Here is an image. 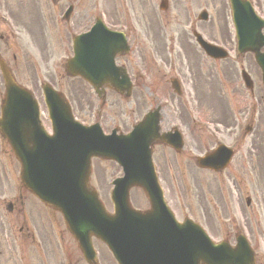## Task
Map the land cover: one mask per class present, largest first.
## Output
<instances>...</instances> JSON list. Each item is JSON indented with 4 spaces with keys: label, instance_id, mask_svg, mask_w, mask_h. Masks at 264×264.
Returning a JSON list of instances; mask_svg holds the SVG:
<instances>
[{
    "label": "flooded vegetation",
    "instance_id": "flooded-vegetation-1",
    "mask_svg": "<svg viewBox=\"0 0 264 264\" xmlns=\"http://www.w3.org/2000/svg\"><path fill=\"white\" fill-rule=\"evenodd\" d=\"M63 1L65 5L71 7V13L64 21L63 28L67 45L66 61L73 56L74 37L89 33L96 21L102 22L104 26L99 25L95 32L88 35L86 39L87 42L93 43L92 45L87 44L85 47V53L90 58H94L93 55L99 48L97 44L99 40L102 43H110L102 30L104 27L113 32L122 31L124 34V37H116L114 41H111L113 47L108 46L105 49L104 53L111 55L110 57H96L98 61H110L112 58L115 65L123 70V73L129 79V93L133 97L130 104L134 107L127 111L128 116L126 118L112 119L122 127H127L129 123L132 126L134 123V119L130 114L137 108V95H148L147 103L149 107L162 112L163 98H160L158 93H165L169 96L170 106L165 107L164 115L181 116L180 120L184 118L183 104L186 100H183V98L194 101L198 109L200 107L199 103L204 104V110L211 109L215 101L213 87H216V84L218 85V69L224 78L233 83L234 94L242 96L244 94L243 90H246V93L251 96L255 92L256 95H260L257 88L251 91L247 90L232 64L218 65L217 60L202 57L197 52L196 41L193 37L197 30L202 31L204 35L207 34L208 37L217 42L219 40L212 30H209L208 27L205 28L207 24H201L198 18H192L190 31L183 29L182 24L179 22L181 8L172 7L174 2L181 5L180 0H165L164 5L166 8L162 13L167 17V21L163 26H160L157 20L153 18L152 0ZM61 2L62 0H48L43 8V1L41 0H0V10L5 12L16 27H19L18 22H20L23 30H29L33 35L31 42L39 45L42 44V40H45V35L48 32L45 11L51 10ZM119 3L123 4L122 8L116 6ZM36 24H40L42 28L35 30ZM224 27L225 34L221 36L220 42L222 46L233 47L234 42L230 37L231 25L225 24ZM167 42H171V44H167ZM8 46L9 38L6 36L0 22V52L2 50L6 52ZM237 58L244 59L243 56ZM68 77L70 79H80L78 77ZM81 90L92 92L91 87L88 90ZM98 90L103 96L122 97L125 93H120L108 84L100 86ZM171 96L176 97V106L172 103ZM257 100L258 102L261 101L259 97ZM101 121L108 123L110 119L102 118ZM207 123L213 124L216 122L211 120ZM241 167L243 168V165ZM198 188L201 191L199 184ZM27 200L26 197H20L19 203L24 205ZM7 208L11 211L15 209L14 204L11 202L7 203ZM23 227L28 230L27 226L23 225ZM259 264H263V261L260 260Z\"/></svg>",
    "mask_w": 264,
    "mask_h": 264
},
{
    "label": "rangeland",
    "instance_id": "rangeland-1",
    "mask_svg": "<svg viewBox=\"0 0 264 264\" xmlns=\"http://www.w3.org/2000/svg\"><path fill=\"white\" fill-rule=\"evenodd\" d=\"M226 0H188L187 3V9L185 7H182V11L184 14L193 15L195 12L197 13L198 9H201L203 7H206L211 11L212 17L214 19V22L217 23V28L219 29L218 32H221L223 35L225 34V29L222 26V21L220 23V15H218L219 12L223 9L225 6ZM261 0H257L258 4H260ZM263 3V0H262ZM45 2H43L44 7ZM172 7H180V5H177L175 2L173 3ZM225 14L228 17V10L227 7H225ZM47 18V25L51 28L49 39L50 43L48 42V38L45 35V40H42V49L38 46H31L26 44L25 47L21 48V55L20 59L18 60V64L16 65L15 69L19 67V62L30 64L32 66V70H26V75L28 77L34 78L35 73L38 72L39 76L42 77L44 74H47L50 69H55L56 71L60 68H62L63 65V58H64V29L61 27L59 23H56L54 21H49V16L46 13ZM165 22L167 21V17L164 18ZM18 26L20 30L22 31V34H24L23 26L18 22ZM39 28H42L40 24L35 25V30H38ZM207 29V26H205ZM50 35H52L50 37ZM53 46H58L61 48H55L53 51ZM54 52V53H52ZM61 52V53H60ZM250 60V69L252 73H257L256 67L249 57ZM222 61V62H226ZM230 63V62H226ZM223 66V64H222ZM218 77H222V82L224 84V87H222L221 83L216 84V87H213V94H215V102H217V107L214 108V111H211V115L204 110L205 106L203 103H199L200 107L199 109L194 108V106H189L186 110V117L184 119L186 121L190 120L191 127L194 130V134L196 136V144L194 148L196 150H193V143L186 144L185 150L183 152V164L187 163V160L191 157V155L198 153V151H202L206 148L207 145L211 144V141L209 138H204V132L200 131L199 128L195 127L193 124V118L194 117H201L202 119H208V120H214L216 123L215 126L220 130L224 131L225 135L230 136L232 132H234L235 127L234 124L239 122L241 119L243 113L245 114V108L247 105H252L251 102L257 100L259 97L260 104L262 106L259 108L256 114V126L253 130V132L248 135L249 137H246L243 144L241 145L237 155L235 156V160L230 166V169L226 171L222 175H216L213 176L211 173L207 174L209 175V178L212 179V182L215 183V187L218 185L221 188V194L223 196V200L226 201L229 215L228 217L230 220L228 222H224V219H218L212 213L210 210H207V204L210 206H213V202L211 203L209 199H212V197H208L209 203L202 202L200 204L198 201V197L196 193L193 190V186L196 180V177H199V173L195 176V169L190 170L189 167L186 168L183 173L180 175L169 173L165 170V163L164 159L166 156H168V151L164 152V156L160 157L158 159V164L161 168V177L164 182V185L166 189L168 190L167 199L171 203L172 207L176 206L177 201H179L183 206V210L181 213L178 211L179 218H182V214H186L192 219H195L199 222H201L206 229L208 230L209 234L215 239L219 240L222 238H226L227 235H231L232 232L236 230V224H235V218L234 215L237 213H240V215L243 217L244 226L246 227V231L248 232V235H250L251 239L255 243V245L258 246V250H263L262 246H264V93L260 95H255L254 97H250L244 93L242 96L234 94V88L233 83L231 81H228L226 78H224L220 72L217 73ZM18 78L23 83H26L24 79L17 73ZM28 77H26V81H28ZM255 85L258 84L257 89L258 91H261V86H259L258 79L254 80ZM29 82V81H28ZM58 82H62V80L58 79ZM67 84V81H64ZM261 84V81H260ZM40 90V89H39ZM65 94L69 102H71L74 114L78 118L84 119L85 121L89 120V103L96 105L97 98L96 96L92 94H86L85 96L82 95H76L72 96L68 94L67 90L64 89ZM244 92V91H243ZM160 98L169 99V96H167L165 93H158ZM256 94V92H255ZM223 96H228L230 99L231 107L228 108L226 116H221L219 113V110L221 108V104L223 107H226L225 102L227 99ZM137 98V108H136V116H138L144 109L149 108V105L147 103V99L149 98L148 95L142 94L136 97ZM172 103L176 106V97L171 96ZM116 96H110L109 97V104L105 107V112L107 116H112L117 118L116 116V107H115V101ZM185 100V98H183ZM258 101V100H257ZM229 103V104H230ZM127 107L126 103H123V108ZM190 112L192 115H190ZM230 115H229V113ZM250 112V111H249ZM124 110H121L119 112V115H123ZM135 113L131 112L130 116L132 117ZM204 114V115H203ZM126 115L128 116L127 110ZM86 117V118H84ZM239 131V129H237ZM1 147L6 150V156L3 153H0V158L6 157L10 159V162L7 163L6 159L5 162L3 160H0V192L5 189L11 190L15 187V185L18 183V176L16 175V165L15 161L11 159L10 155L8 154L7 147L5 144L0 142ZM250 148V150H248ZM247 151V156L244 151ZM247 157V158H246ZM249 157V159H248ZM9 161V160H8ZM3 164L4 166H1ZM92 174H91V181L92 184L98 189L103 202L106 204L107 207H109V198H108V190L109 185L108 181L111 177L119 174L118 167L112 163L107 161H99L94 160L92 164ZM241 165L246 166V172L245 174L241 173ZM193 168V167H192ZM233 178L236 179L237 185L240 186L239 194L241 195V201L238 202V207L236 206V203L231 204V201L234 199L232 198L233 194L231 195L227 190L226 187L223 186V183L230 188H233L234 181ZM221 183V184H218ZM214 190V187H212ZM217 192V189L215 190ZM16 192V191H15ZM15 192H12L13 194ZM214 194V192H212ZM218 193V192H217ZM247 196L250 199V203L248 206H245V197ZM131 199L135 206H143L144 198L142 196V193L140 190H132L131 191ZM142 200V201H141ZM140 202V203H139ZM206 208V214L208 215V219L204 217V213L202 211L203 208ZM1 211H2V217L1 220L3 221L4 218H9L10 216L7 214L5 209L0 205ZM39 212L45 211L42 208L38 209ZM47 214V212H45ZM209 220V221H208ZM6 235L8 234L7 228L5 227ZM3 244V243H2ZM102 249V246H100ZM106 256V255H105ZM112 263V262H111ZM113 264V263H112Z\"/></svg>",
    "mask_w": 264,
    "mask_h": 264
},
{
    "label": "water",
    "instance_id": "water-1",
    "mask_svg": "<svg viewBox=\"0 0 264 264\" xmlns=\"http://www.w3.org/2000/svg\"><path fill=\"white\" fill-rule=\"evenodd\" d=\"M8 90L9 94L17 92V87L9 82ZM59 99V98H58ZM59 102L64 105L61 99ZM66 113L69 115L68 109ZM17 117L13 118V122L10 119L11 125L0 124V130L2 133L11 138L12 147L15 154L17 155L19 149L23 147H28V135L26 134V124L24 122L18 121ZM37 122V120H36ZM38 127L37 124H34ZM13 129L15 132H13ZM19 133L21 139L17 138V133ZM105 138H100L99 135L93 134L92 132L85 131H74L72 135H69L67 139L62 141L63 148L56 150H48L47 153H41L39 157L35 159L24 158V161L29 163L37 164L39 173L36 175L35 188H31L37 193L41 199L46 202H55L50 199L52 196L58 195L66 197L70 195L71 192H76L78 198L81 199L82 196H87L85 198L88 205L93 203L96 210L99 211L101 223L98 226L97 232L104 233L105 237L111 240L113 227L106 218L108 215L103 211L102 207L96 201L95 196L92 192L87 189V177L89 174V160L93 155H103L109 156L108 153L102 152ZM58 142V137L54 139L53 145ZM100 143V144H99ZM99 144V145H98ZM23 150V149H22ZM33 185V182H31ZM131 183L127 186V188ZM57 203V202H55ZM54 203V204H55ZM58 204V203H57ZM95 228H97V219L95 222ZM77 235H85L91 233V228L88 227V231H84V223L77 217V223L75 226ZM97 232H95L97 234ZM124 235H116L115 237V248L120 250L124 247ZM236 248H231L227 244L223 247L210 245L208 242L197 244V255L195 258V264L201 261L204 264H253L252 253L245 246L243 241L237 240ZM246 251V252H245ZM233 253H235L234 256ZM216 258V260H215ZM184 264H189L188 260L184 259ZM190 264H193L190 262Z\"/></svg>",
    "mask_w": 264,
    "mask_h": 264
}]
</instances>
